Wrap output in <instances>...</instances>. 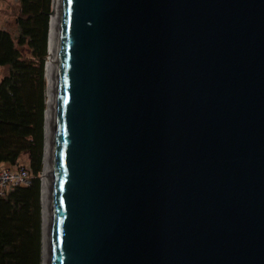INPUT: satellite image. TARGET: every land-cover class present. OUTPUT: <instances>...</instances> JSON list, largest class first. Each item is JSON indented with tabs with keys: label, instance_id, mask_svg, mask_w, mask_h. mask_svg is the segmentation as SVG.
I'll use <instances>...</instances> for the list:
<instances>
[{
	"label": "water",
	"instance_id": "1",
	"mask_svg": "<svg viewBox=\"0 0 264 264\" xmlns=\"http://www.w3.org/2000/svg\"><path fill=\"white\" fill-rule=\"evenodd\" d=\"M59 17L49 264H264V0Z\"/></svg>",
	"mask_w": 264,
	"mask_h": 264
},
{
	"label": "trees",
	"instance_id": "2",
	"mask_svg": "<svg viewBox=\"0 0 264 264\" xmlns=\"http://www.w3.org/2000/svg\"><path fill=\"white\" fill-rule=\"evenodd\" d=\"M52 0H18L11 31L0 26V170L32 180L0 197V264H42L41 174L45 65Z\"/></svg>",
	"mask_w": 264,
	"mask_h": 264
},
{
	"label": "bare ground",
	"instance_id": "3",
	"mask_svg": "<svg viewBox=\"0 0 264 264\" xmlns=\"http://www.w3.org/2000/svg\"><path fill=\"white\" fill-rule=\"evenodd\" d=\"M62 0H52V13L50 20V32L48 38V58L45 65V76L47 78L46 88V109L44 116V169L41 177L42 183V230L43 240L48 241V251L44 252V263H50V241H51V220H52V159H53V147H54V136H55V111H56V98H57V67L56 59L59 48L60 39V7ZM44 245V244H43ZM45 247V246H44Z\"/></svg>",
	"mask_w": 264,
	"mask_h": 264
},
{
	"label": "rangeland",
	"instance_id": "4",
	"mask_svg": "<svg viewBox=\"0 0 264 264\" xmlns=\"http://www.w3.org/2000/svg\"><path fill=\"white\" fill-rule=\"evenodd\" d=\"M51 10H52V3H51ZM17 12H18V0H0V26L13 31L14 30L13 20ZM50 20H51V15H50ZM49 32H50V23H49ZM48 38H49V35H48ZM47 58H48V55H47ZM46 88H47V78H46ZM44 152H45V149H44ZM42 174H43V171H42ZM42 174H41V177H42ZM41 200H42V192H41ZM41 224H43V220L41 221ZM41 231H42L41 233L42 261L44 263V256H45L44 252L48 251V244H47L48 241L43 240L42 226H41ZM45 264H47V261L45 262Z\"/></svg>",
	"mask_w": 264,
	"mask_h": 264
},
{
	"label": "built area",
	"instance_id": "5",
	"mask_svg": "<svg viewBox=\"0 0 264 264\" xmlns=\"http://www.w3.org/2000/svg\"><path fill=\"white\" fill-rule=\"evenodd\" d=\"M32 180L31 174L25 168L0 170V197L18 186H26Z\"/></svg>",
	"mask_w": 264,
	"mask_h": 264
}]
</instances>
